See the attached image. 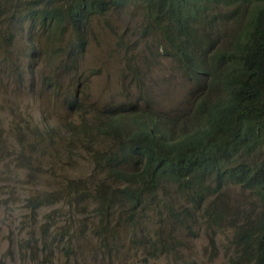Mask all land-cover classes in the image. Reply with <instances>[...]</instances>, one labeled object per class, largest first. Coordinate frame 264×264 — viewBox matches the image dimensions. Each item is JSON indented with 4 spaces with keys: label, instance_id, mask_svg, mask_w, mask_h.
<instances>
[{
    "label": "trees",
    "instance_id": "obj_1",
    "mask_svg": "<svg viewBox=\"0 0 264 264\" xmlns=\"http://www.w3.org/2000/svg\"><path fill=\"white\" fill-rule=\"evenodd\" d=\"M135 6L143 34L161 36L163 55L189 81L190 105L184 115L154 113L146 98L142 104L104 108V118L87 129L109 140L100 152L108 164L99 178L95 207L102 215L86 210L85 197L78 194L80 174L65 181L50 176L54 197L36 196L26 204L33 212L56 204L64 207L62 225L46 224L47 231L54 229L50 243L41 246L48 264L62 254L69 261L68 254L84 253L72 238L90 233V222L99 225L96 233L114 238L118 228L110 217L122 205L126 208L121 214L127 209L126 220L135 228L144 215L153 218L149 224L182 220L181 228L200 215L215 236L232 222L236 226L228 263L264 264V0H0V19L8 25L0 40L7 44L12 29L29 20L33 27H51L56 48L65 49L70 59L78 58L87 46L91 17ZM68 26L72 35L61 43ZM35 54L31 46L30 57ZM3 132L0 118V143ZM104 168L96 160L91 175L98 176ZM229 185L248 191L258 204L235 212L233 221L225 200ZM173 193L184 197L179 205L171 201ZM44 217L49 219L50 212ZM174 232L173 224L166 236L159 232L143 245L154 256L175 252L180 242ZM63 236L70 239L61 248L54 246ZM97 244L110 252L104 238Z\"/></svg>",
    "mask_w": 264,
    "mask_h": 264
},
{
    "label": "rangeland",
    "instance_id": "obj_2",
    "mask_svg": "<svg viewBox=\"0 0 264 264\" xmlns=\"http://www.w3.org/2000/svg\"><path fill=\"white\" fill-rule=\"evenodd\" d=\"M142 24L138 7L95 15L87 26L84 52L72 59L65 49L56 48L51 27H33L29 20L12 29L7 44L0 40V118L4 129L0 143V264H48L41 246L50 243L54 229L47 231L46 224L55 221L62 225L64 207L56 204L33 212L26 204L36 196L54 197L50 176L65 181L80 174L78 194L85 197L86 210L102 215L95 207L99 178L108 164L100 152L109 140L87 129L104 118V108L123 102L142 104L146 98L154 113L184 115L190 105L189 81L172 59L163 55L161 36L144 35ZM7 28L6 21L0 19V32ZM70 35L68 26L60 42ZM29 42L33 44L28 47ZM31 46L36 48L34 57H30ZM96 160L105 168L93 176ZM159 193L157 198L163 197ZM225 194L230 221L238 210L258 206L251 193L239 186L229 185ZM183 198L173 193L171 201L179 205ZM124 207L118 206L110 217V224L118 228L114 238L96 233L99 225L90 222V233L72 238L84 253L68 254L67 261L60 252L61 258H54L52 264H229L236 224L231 222L214 236L200 215L183 228L182 220L149 224L153 218L144 215L135 228L126 220L128 210L121 214ZM48 212L50 218L46 219ZM146 224L147 231L143 230ZM173 224L180 242L177 250L152 255L143 243L159 232L166 236ZM58 238L53 245L59 248L70 239L63 236L58 242ZM103 238L111 244L110 252L98 246Z\"/></svg>",
    "mask_w": 264,
    "mask_h": 264
}]
</instances>
